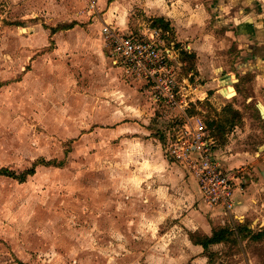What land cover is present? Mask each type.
Instances as JSON below:
<instances>
[{
	"label": "rangeland",
	"instance_id": "374dc122",
	"mask_svg": "<svg viewBox=\"0 0 264 264\" xmlns=\"http://www.w3.org/2000/svg\"><path fill=\"white\" fill-rule=\"evenodd\" d=\"M82 1L0 0V168L12 173L0 176V264H199L186 242L163 241L157 231L180 216L187 200L172 180L167 147L151 138L165 134L172 142L182 114L154 103L142 80L112 67L104 48L109 59L100 61L102 26ZM142 1L151 9L174 5L118 0L123 15L111 14L109 24L125 35L166 31L158 23L165 18L145 12ZM167 30L178 48L179 75L189 79L187 99L198 83L205 85L197 103L203 121L217 132L225 155L234 146L241 150L253 138L252 126L263 123L233 115L242 100L231 97L230 73L258 67L249 57L255 46L235 27L238 49L208 52L202 74L183 41ZM187 30V38L198 35ZM187 109L199 110L193 102ZM257 242L230 241L222 256L209 251L210 260L231 264L245 245L263 258L264 244Z\"/></svg>",
	"mask_w": 264,
	"mask_h": 264
},
{
	"label": "crops",
	"instance_id": "0c3cea01",
	"mask_svg": "<svg viewBox=\"0 0 264 264\" xmlns=\"http://www.w3.org/2000/svg\"><path fill=\"white\" fill-rule=\"evenodd\" d=\"M83 1L88 3L86 0ZM95 1L97 10L94 13L88 10V14L96 20L97 26L99 24L102 26L103 23L109 24L111 14L114 16L119 14V17L123 15V11L118 12V8L115 7L118 0ZM169 1L174 4L173 10L168 6L156 8L154 5H152L154 9H151L148 1L142 2L146 3L145 6L143 5L145 12L153 13L158 18H165L162 20L169 25L172 32L178 35L179 40L183 41L186 54L193 55L195 58L199 73L203 74L202 69L205 68L203 62L209 60L208 52L217 50V52L221 51L226 55L229 49L233 50L235 46H237L236 50L238 49L235 27L241 32L242 40L245 43L250 47L255 46L256 56L252 54L249 56L250 59L258 60L260 63L258 67L243 72L242 76L235 73L239 81L233 83L234 86L232 87L235 94L231 97L242 100V105L239 106L242 108L237 107L238 109L233 111L234 116L236 112L238 117L242 116L241 119L243 120L249 119L254 124L263 123V125L261 127L253 125V138H246L243 145H241V150L234 146L232 147L234 153L230 152L226 155L221 148H218L215 139L217 132L213 131L215 133V136L213 135L215 144L212 151L214 162L222 171L235 176V191L231 211H226L222 206H208L201 196L198 182L189 170L183 164L170 160L172 161V172L170 174H174L172 180L178 181L176 188H180V191L177 192L183 193L182 195L187 201H181L180 216L174 219L175 221H164L162 227L158 225L157 231L162 236L160 239L169 242H186L188 247L195 252L193 263L212 264L209 251L216 254L215 256H222L230 248L229 245L225 242H217L210 244L205 249L202 245L193 242V235L212 238L214 233L222 228H227L234 231V233L241 229L246 235V242H249L253 234L264 231V118H262L257 108L258 103L264 106V0H196L197 3H200L195 5L196 8H189L188 5L183 6L181 0ZM173 15L177 17L172 18ZM214 16L217 17L216 22ZM121 24L122 29L126 28L124 23ZM118 25L120 26L119 23ZM111 26L117 28L112 24ZM183 26L190 29V32L197 30L198 35L192 39L187 38V31L189 32V30L183 29ZM48 31V37L53 38L54 32L52 30ZM162 31L169 35V30ZM168 41L175 43L172 40ZM97 47H99L100 61L102 63L106 62L108 53L106 56H102L105 47L103 45ZM103 57L104 59H102ZM233 64L236 65V63ZM112 67L120 73L123 71L114 65ZM231 73V81L234 82ZM126 75L128 76L126 78L130 80L134 78L128 74ZM182 78L186 81V84L189 82L185 75H182ZM200 78L202 77H196L197 80H200ZM204 86L201 82L198 83L195 86V97L191 96L187 99L189 103L193 102L199 109L193 113L189 111L190 109H187L188 115L202 118L201 108L197 103L203 100L198 94L201 93L199 88ZM246 106H255L258 113L255 112L254 108L248 111ZM174 110L181 114L179 109L174 108ZM233 126H236V124L233 123ZM151 140L161 146L163 144L168 149L170 138L165 137V134L159 137L155 135ZM193 157H196V154H193ZM248 167L253 168V172L256 173L252 174ZM170 188H168V192H170ZM258 243L260 245L264 244V239L255 244L258 245ZM231 264H264V257L260 258L256 254L251 255L245 245L242 254L234 253L232 255Z\"/></svg>",
	"mask_w": 264,
	"mask_h": 264
},
{
	"label": "built area",
	"instance_id": "2783aa9c",
	"mask_svg": "<svg viewBox=\"0 0 264 264\" xmlns=\"http://www.w3.org/2000/svg\"><path fill=\"white\" fill-rule=\"evenodd\" d=\"M86 1L88 10L94 13L96 1ZM101 35L114 66L142 80L154 103L180 110L183 123L169 143L168 156L189 170L208 206L231 211L235 176L222 171L214 162L213 130L201 117L186 112L190 104L185 93L187 84L178 72L175 43L169 42L167 34L159 29H151L149 35H125L108 23L102 24Z\"/></svg>",
	"mask_w": 264,
	"mask_h": 264
},
{
	"label": "trees",
	"instance_id": "16d2710c",
	"mask_svg": "<svg viewBox=\"0 0 264 264\" xmlns=\"http://www.w3.org/2000/svg\"><path fill=\"white\" fill-rule=\"evenodd\" d=\"M158 23H160L159 26L164 27V29H169V25L166 23H164V21L162 19H160L158 21ZM157 26V25H155ZM161 28V27H159ZM255 112L258 113V110L255 106H253ZM235 114L237 115L238 113L235 112ZM11 172L6 169V168H0V176H11ZM248 232V231H247ZM245 233L240 229H238L237 232L234 233V231H230L227 228H222L219 231H216L214 233V236L212 238H208V237H201V236H196L193 235L192 239L193 242L196 244H200L202 245L205 249L208 248V246L212 243H217V242H225L226 244L229 243L230 241H232L233 243L237 244L243 240H245L246 235H244ZM264 239V231H262V233H257V234H253L251 236V240H256V241H262Z\"/></svg>",
	"mask_w": 264,
	"mask_h": 264
},
{
	"label": "water",
	"instance_id": "95a60500",
	"mask_svg": "<svg viewBox=\"0 0 264 264\" xmlns=\"http://www.w3.org/2000/svg\"><path fill=\"white\" fill-rule=\"evenodd\" d=\"M231 76H232L233 81H234L233 83H237L239 81L235 73H231ZM257 108H258V110H259L260 115L262 116V118H264V113H263L264 106L261 105L260 103H258L257 104Z\"/></svg>",
	"mask_w": 264,
	"mask_h": 264
},
{
	"label": "bare ground",
	"instance_id": "6f19581e",
	"mask_svg": "<svg viewBox=\"0 0 264 264\" xmlns=\"http://www.w3.org/2000/svg\"><path fill=\"white\" fill-rule=\"evenodd\" d=\"M264 110V109H263ZM263 113H264V111H263Z\"/></svg>",
	"mask_w": 264,
	"mask_h": 264
}]
</instances>
